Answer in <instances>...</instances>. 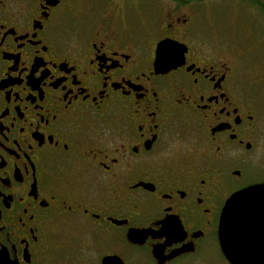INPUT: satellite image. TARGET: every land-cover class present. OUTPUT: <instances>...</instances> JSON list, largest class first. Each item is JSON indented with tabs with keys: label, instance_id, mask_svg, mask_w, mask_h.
Wrapping results in <instances>:
<instances>
[{
	"label": "flooded vegetation",
	"instance_id": "1",
	"mask_svg": "<svg viewBox=\"0 0 264 264\" xmlns=\"http://www.w3.org/2000/svg\"><path fill=\"white\" fill-rule=\"evenodd\" d=\"M193 3L156 0L145 38L121 11L0 0V264H234L221 219L264 182L263 117Z\"/></svg>",
	"mask_w": 264,
	"mask_h": 264
},
{
	"label": "rangeland",
	"instance_id": "2",
	"mask_svg": "<svg viewBox=\"0 0 264 264\" xmlns=\"http://www.w3.org/2000/svg\"><path fill=\"white\" fill-rule=\"evenodd\" d=\"M155 2L156 0H77V10L67 17V23L74 24L72 18H101L121 11L129 22L127 26L140 31L143 37L151 38L155 27L154 20L151 21L155 13ZM247 3L243 0H194L193 4L201 19L199 29L204 39L236 61L243 85L256 98L263 117V131L257 158L248 165L249 171L257 176H264V24L257 25L254 22L253 12L256 9ZM165 5L166 0H157L158 14Z\"/></svg>",
	"mask_w": 264,
	"mask_h": 264
},
{
	"label": "water",
	"instance_id": "3",
	"mask_svg": "<svg viewBox=\"0 0 264 264\" xmlns=\"http://www.w3.org/2000/svg\"><path fill=\"white\" fill-rule=\"evenodd\" d=\"M179 44L164 39L157 46V67L169 69ZM264 182L233 193L222 214L220 233L222 245L234 264H264Z\"/></svg>",
	"mask_w": 264,
	"mask_h": 264
}]
</instances>
